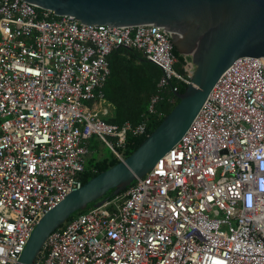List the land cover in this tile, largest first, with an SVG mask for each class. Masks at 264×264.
Here are the masks:
<instances>
[{"label":"built area","instance_id":"built-area-1","mask_svg":"<svg viewBox=\"0 0 264 264\" xmlns=\"http://www.w3.org/2000/svg\"><path fill=\"white\" fill-rule=\"evenodd\" d=\"M167 36L0 0V264H18L39 219L83 186L91 138L120 161L127 135L146 134L99 116L114 50L157 64L159 87L189 83ZM263 69L235 60L153 169L52 232L33 264H264Z\"/></svg>","mask_w":264,"mask_h":264},{"label":"water","instance_id":"water-1","mask_svg":"<svg viewBox=\"0 0 264 264\" xmlns=\"http://www.w3.org/2000/svg\"><path fill=\"white\" fill-rule=\"evenodd\" d=\"M24 1L85 25L163 27L168 44L191 64L189 83L182 93H174L178 102L156 129L129 156L89 179L39 219L18 263L33 264L49 235L71 216L119 195L153 169L180 141L235 60L254 57L264 65V0Z\"/></svg>","mask_w":264,"mask_h":264},{"label":"trees","instance_id":"trees-1","mask_svg":"<svg viewBox=\"0 0 264 264\" xmlns=\"http://www.w3.org/2000/svg\"><path fill=\"white\" fill-rule=\"evenodd\" d=\"M172 53L177 59L174 65L175 70L184 74L185 57L174 47ZM108 61L110 74L102 87V94L103 99L113 106L114 115L104 121L116 126H122L125 123H130L133 127L141 123L146 126V134L143 136L127 135L123 152V156L126 158L174 108L178 100L174 96L173 88L177 89L176 92L182 93L186 84L172 79L165 87H159L158 84L162 77L161 68L148 61L143 53L134 49L118 48L109 55ZM153 97H158V99L153 103V111L150 112L149 107ZM93 138L90 139V142ZM90 160L92 161L91 166L85 165V172L82 176L83 184L119 162L112 152L109 158H91ZM109 194L110 192L107 195ZM91 207L92 205H89L87 209L74 214L70 219Z\"/></svg>","mask_w":264,"mask_h":264},{"label":"rangeland","instance_id":"rangeland-1","mask_svg":"<svg viewBox=\"0 0 264 264\" xmlns=\"http://www.w3.org/2000/svg\"><path fill=\"white\" fill-rule=\"evenodd\" d=\"M111 115V110L106 111L104 109H100L99 111V116L101 118H106L107 116ZM111 156V151L110 149L104 145L97 137H94L93 140L89 144V153L86 158V166H91L92 161L90 160L91 158H109Z\"/></svg>","mask_w":264,"mask_h":264},{"label":"crops","instance_id":"crops-1","mask_svg":"<svg viewBox=\"0 0 264 264\" xmlns=\"http://www.w3.org/2000/svg\"><path fill=\"white\" fill-rule=\"evenodd\" d=\"M189 61H190V59H189ZM97 108L99 109V111H100V109H104V110L110 112V110H111V115L110 116H107L106 118H110V117H112L114 115V108H113V106L110 105L109 103H107L104 99L101 100V101H99L97 103ZM106 118H104V119H106ZM88 150H89V143H88Z\"/></svg>","mask_w":264,"mask_h":264}]
</instances>
